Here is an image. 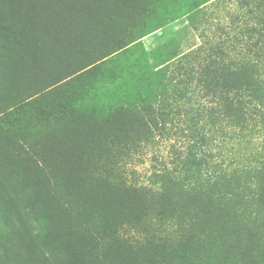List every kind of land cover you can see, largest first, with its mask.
Listing matches in <instances>:
<instances>
[{
	"label": "trees",
	"instance_id": "16d2710c",
	"mask_svg": "<svg viewBox=\"0 0 264 264\" xmlns=\"http://www.w3.org/2000/svg\"><path fill=\"white\" fill-rule=\"evenodd\" d=\"M165 2L0 0V123L98 125V142L89 134L70 147L86 169L74 185L57 168L46 178L20 162L32 230L0 186V264H264V147L251 143L264 141V0H238L240 31L178 56L175 77L171 63L152 67L155 52L140 42ZM96 18L112 32L100 42ZM65 44L70 71L57 82L66 81L40 89L52 46ZM31 73L35 99L16 102ZM177 114L188 124L184 152L139 183L129 160ZM238 138L239 155L209 149Z\"/></svg>",
	"mask_w": 264,
	"mask_h": 264
},
{
	"label": "rangeland",
	"instance_id": "374dc122",
	"mask_svg": "<svg viewBox=\"0 0 264 264\" xmlns=\"http://www.w3.org/2000/svg\"><path fill=\"white\" fill-rule=\"evenodd\" d=\"M202 1L204 0H169V2H165L162 5L161 10L159 9L155 19L146 20V24L150 23V27L148 25L143 30L142 33L147 34L140 39V42L146 53L155 52L152 58L148 57L152 67L157 64L164 66L171 63L169 64L171 66V75L175 77L178 74L176 69V63L180 59L178 56L186 55L200 47H207L208 44L206 43L208 41L217 44L226 39L228 31L231 35L240 31L243 24L239 18L238 0H216L200 6L199 4ZM195 10H197V16L191 22L187 16ZM158 18L165 24L159 28L157 27L162 24H156V19ZM125 21L126 18L124 17ZM155 24L156 27H153ZM110 25H116V27L111 29L116 35L120 33L123 37L124 34L119 29V27L123 28V26L114 22H110ZM90 27L93 29L92 38L94 42L103 40L104 31L112 35L110 28L104 26L98 18L93 21ZM172 41L173 43L170 44ZM168 45L171 47H168ZM60 47L54 45L51 48L53 59L49 58L44 67L46 79L42 82L40 89H45L54 82L59 81L70 71L67 64L61 59V57L65 58L67 55V44L63 46L62 51ZM238 51L239 49L237 48L236 52L231 50L229 53L235 58V54H238ZM65 81L57 82L58 84L51 88ZM23 84L29 86V89L27 91L20 90L16 102L24 103L33 98L35 99V97L27 98L35 92L34 88L32 89V73L28 75V79ZM207 105L206 108L209 109L211 104L207 103ZM12 109L9 108V110ZM82 109L88 111L84 105H82ZM58 119H61V116L56 119L49 117L44 125L23 122L19 126H12L11 129L7 124L0 123V186L12 196L17 207L23 213L24 220L30 230H32V204L26 200L28 195L26 189L32 190V187L25 188L24 184H21L22 179L18 171L20 162L28 161L30 164L32 163V166H37L42 172L40 176L46 178L48 176V166L57 168L62 172H66L70 183L74 185L86 177V169L80 166L78 153L70 147L83 145L91 135H94L95 142H98L96 135L98 125L94 120L96 118L88 121L78 120L76 121L77 124L62 123V121H57ZM170 120L173 122L168 126L169 131L164 133L157 132L154 140L142 144L140 150L134 153L129 160V172L130 170L134 171L139 183L146 184L153 169L160 170L164 166L171 167L178 154L184 152L187 140L185 135L181 134V131L186 129L188 124H185L181 114L173 115ZM84 122L88 123L84 125ZM205 127L211 128L212 132L213 128H217L208 122L205 123ZM74 135L76 136L74 137ZM222 135L223 132L221 135L219 134V137ZM250 137L254 138V136ZM251 143H258V145L264 147V141ZM246 144L247 141L239 138L238 141H226L224 144L217 140L212 145H209V149L217 154L229 150L227 148L233 145L234 152L225 154L235 153L239 155L241 152L238 150L243 149ZM249 150L255 151L251 148ZM215 157L217 159V156ZM72 165L75 166V169L72 168ZM25 183L27 184V182Z\"/></svg>",
	"mask_w": 264,
	"mask_h": 264
}]
</instances>
